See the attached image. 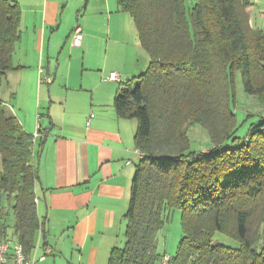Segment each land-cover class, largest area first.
I'll return each instance as SVG.
<instances>
[{"label":"trees","instance_id":"obj_1","mask_svg":"<svg viewBox=\"0 0 264 264\" xmlns=\"http://www.w3.org/2000/svg\"><path fill=\"white\" fill-rule=\"evenodd\" d=\"M118 5L132 15L150 64L122 82L114 100L120 117L137 119L143 156L131 185L126 244L112 249L108 264H264V30L251 25L252 1L197 0L190 10L186 0ZM21 14L15 0H0V91L16 69ZM238 71L261 107L243 139L232 107ZM199 123L214 142L207 151L190 149L189 128ZM34 148L35 137L0 97V229L9 237L1 222L7 197L16 219L12 240L29 254L45 231ZM166 207L183 211L184 234L172 257L158 251ZM216 232L239 246L216 242Z\"/></svg>","mask_w":264,"mask_h":264},{"label":"crops","instance_id":"obj_2","mask_svg":"<svg viewBox=\"0 0 264 264\" xmlns=\"http://www.w3.org/2000/svg\"><path fill=\"white\" fill-rule=\"evenodd\" d=\"M15 1L21 39L3 100L35 137L45 231L37 232L30 255L35 264H108L125 237L131 185L143 156L135 142L138 123L120 117L114 100L122 82L148 69L150 55L118 0ZM251 1V25L260 29L253 9L264 8ZM77 27L83 37L74 45ZM41 68L51 82H41ZM7 215L1 219L6 225ZM9 237L15 239L14 226Z\"/></svg>","mask_w":264,"mask_h":264},{"label":"rangeland","instance_id":"obj_3","mask_svg":"<svg viewBox=\"0 0 264 264\" xmlns=\"http://www.w3.org/2000/svg\"><path fill=\"white\" fill-rule=\"evenodd\" d=\"M259 1H261V5L264 8V0H259ZM196 2L197 0H186L187 9L190 10ZM253 16L256 18V25H257L256 27H260V29L264 30V12H261L260 8L255 6V8L253 9ZM145 52L146 54L149 55L147 50ZM5 91H6V87H3V89L0 91V97L2 99L5 98L4 95ZM232 107L238 115L239 124H240L236 136H238L239 139H243L248 134L251 125L256 124L260 121L259 111L261 110V107L256 102L255 97L253 95L248 94L245 91L244 83L240 71H238L236 74L235 102L233 103ZM9 108L11 109V107ZM249 114H254V115L251 116ZM134 120H136L137 122L136 118ZM188 134L191 142V146H190L191 150L207 151L210 147L214 146V142L211 137V134L208 128L204 124L199 123L191 126L189 128ZM227 143H232V141H228ZM8 200L10 199L5 197L4 204L7 207L8 215L6 217H8L9 220V223L7 224L8 233L9 235L12 236L13 226H14L13 223L14 214L13 211L11 210L10 212L8 211V207H9ZM12 201L13 199H11V202ZM182 216H183V211L181 208L170 209L166 207L163 215L165 224L163 228L159 231V235H158V251L160 253H165L171 257L176 255L179 243L184 234ZM121 239L122 240L120 242L121 243L120 246H125L126 236L125 237L122 236ZM214 240L216 242L233 247L239 246V242L237 240L221 232L215 233ZM164 262L165 260H163V263Z\"/></svg>","mask_w":264,"mask_h":264},{"label":"built area","instance_id":"obj_4","mask_svg":"<svg viewBox=\"0 0 264 264\" xmlns=\"http://www.w3.org/2000/svg\"><path fill=\"white\" fill-rule=\"evenodd\" d=\"M83 34L82 29L77 27L72 36V43L79 45L81 43ZM42 74L41 82H51L52 77L45 73L44 68L40 69ZM111 77L117 79L119 74L112 72ZM43 255L41 259H44ZM169 256L164 257L167 261ZM36 260L29 253L26 252L23 244L19 241L10 239L3 230L0 229V264H35Z\"/></svg>","mask_w":264,"mask_h":264}]
</instances>
